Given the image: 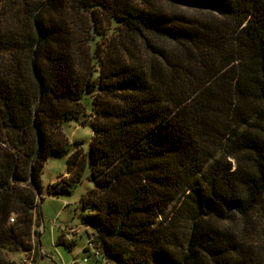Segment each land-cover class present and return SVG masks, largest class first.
<instances>
[{"label":"trees","instance_id":"obj_1","mask_svg":"<svg viewBox=\"0 0 264 264\" xmlns=\"http://www.w3.org/2000/svg\"><path fill=\"white\" fill-rule=\"evenodd\" d=\"M70 123L91 127L83 154ZM63 155L49 193L88 170L110 263L258 264L224 225L264 218V0H0V264L36 255Z\"/></svg>","mask_w":264,"mask_h":264},{"label":"rangeland","instance_id":"obj_2","mask_svg":"<svg viewBox=\"0 0 264 264\" xmlns=\"http://www.w3.org/2000/svg\"><path fill=\"white\" fill-rule=\"evenodd\" d=\"M92 135L89 125L70 123L62 130L63 139L74 145L79 154L88 150ZM68 160L69 155L50 157L43 166L40 175L42 193L38 202L40 216L35 226V231L39 234L38 238L35 236V241L38 239L37 253L35 256L13 254L9 257L13 264H72L74 259L79 262L83 258L87 259L86 264H112L101 255L96 257L94 248L85 250L92 228L83 223L87 209L83 206L82 199L94 188L93 183L87 179L88 170L85 171L83 180L69 194L49 193L52 184L68 177ZM224 226L237 237H247L249 245H252L253 257L258 264H264V218L260 219L255 228L235 222Z\"/></svg>","mask_w":264,"mask_h":264},{"label":"built area","instance_id":"obj_3","mask_svg":"<svg viewBox=\"0 0 264 264\" xmlns=\"http://www.w3.org/2000/svg\"><path fill=\"white\" fill-rule=\"evenodd\" d=\"M12 220V219H11ZM89 248H93L92 244L91 243H88V249ZM96 257H97V254H95ZM87 263V259L86 258H83L81 261H76L75 259L73 260L72 264H86Z\"/></svg>","mask_w":264,"mask_h":264},{"label":"crops","instance_id":"obj_4","mask_svg":"<svg viewBox=\"0 0 264 264\" xmlns=\"http://www.w3.org/2000/svg\"><path fill=\"white\" fill-rule=\"evenodd\" d=\"M34 230H36V229L34 228Z\"/></svg>","mask_w":264,"mask_h":264}]
</instances>
